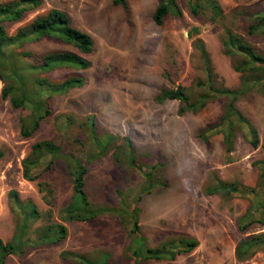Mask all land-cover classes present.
Masks as SVG:
<instances>
[{
    "label": "rangeland",
    "instance_id": "1",
    "mask_svg": "<svg viewBox=\"0 0 264 264\" xmlns=\"http://www.w3.org/2000/svg\"><path fill=\"white\" fill-rule=\"evenodd\" d=\"M126 1L127 8L113 0H42L40 8L21 22L6 24L12 33L36 13L59 8L92 37L94 45L90 53L82 54L90 61L89 68L57 67L41 73L57 82L78 75L86 81L51 96V113L31 136L20 135V117L26 110L13 107L0 95V238L3 242L16 241L18 235L27 239L23 254L8 255L4 264H87L81 256L92 262L88 264L105 260L137 264L129 216L121 219L107 212L88 220L63 217L62 208L73 200L63 159L46 167L47 157L36 169L38 181L47 189L40 190L36 180L23 177L21 160L31 144L42 139L54 140L86 163L85 190L93 205L127 211L137 207L139 233L147 246L175 241L172 259H143L140 264H264V249L248 259L237 257L238 244L264 231V225L255 221L264 197L256 164L264 161V96L251 90L236 101L257 128L259 143L253 147L246 127L235 122L238 131L228 154L217 127L224 98L183 114L178 111L179 100H158L163 89L177 86L195 98L204 92L198 82L207 78L216 87L237 86L240 74L222 50L223 30L230 27L245 33L241 8L264 10V0H218L223 16L217 18L204 0L199 15L191 12L188 0H176L182 14H168L161 25L152 17L159 0ZM197 37L205 53L195 47ZM250 39L264 49L261 38ZM25 47L38 54L76 51L54 37ZM2 86L0 80V92ZM128 156H134L135 162L130 164ZM148 172L159 178L160 186L141 193ZM217 180L255 187L259 196L246 191L223 193L214 189ZM28 204L36 207L37 217L22 233ZM248 210L254 221L240 230L238 218ZM56 222L65 225L66 236L57 242H38L40 233L35 230ZM180 240L196 243L186 250L184 244H177Z\"/></svg>",
    "mask_w": 264,
    "mask_h": 264
},
{
    "label": "trees",
    "instance_id": "2",
    "mask_svg": "<svg viewBox=\"0 0 264 264\" xmlns=\"http://www.w3.org/2000/svg\"><path fill=\"white\" fill-rule=\"evenodd\" d=\"M207 7L213 11L214 17H222L223 11L218 0H204ZM115 5L127 8L126 0H113ZM42 5V0H6L0 2V80L3 82L0 95L8 99L15 108L26 110V114L20 117V135L31 136L41 125L44 118L51 113L49 98L55 94H63L70 89L81 87L85 84L83 75L68 77L60 82L50 80L41 73L49 72L57 67H71L76 69H87L90 61L82 54L90 53L93 50L92 37L76 28L72 24L70 15L59 8H50L43 12L36 13L31 19L23 22L10 33L6 24L21 22L25 16L36 11ZM188 5L194 15L203 11V0H188ZM246 23L245 33L235 31L230 27H224L221 44L223 52L231 57L232 68L240 74L239 84L235 87H216L211 78L205 82H198L204 92L197 97L191 98L183 86L175 89H163L159 101L166 99H177L181 105L179 113L186 111L196 112L203 108L206 103L217 97L224 98V108L217 127L223 132V142L226 153L233 150L235 134L238 128L235 122L247 129L250 135V143L257 147L259 135L255 125L236 106V101L251 90H256L264 96V49L254 46L250 37L258 36L264 43V10H250L241 8L240 12ZM168 14L180 16L181 9L176 0H159L153 12V20L161 25ZM43 37H54L63 43L73 47L74 50H54L38 54L26 49V45ZM194 45L202 53H205L202 40L197 37ZM95 130H92L94 133ZM96 138L95 135H93ZM130 142H128L129 144ZM3 152L0 150V159ZM49 157L46 167L51 161L57 158L63 159L69 170L72 187L73 200L70 201L61 212L65 219L81 218L84 220L93 219L103 213L118 215L121 219L130 217L132 222L131 238L133 245L132 254L140 264L143 259L164 258L172 259L175 256V241L167 240L160 246L150 247L146 245V239L139 233L137 207L131 210H121L115 207L95 206L89 200L85 190V175L87 166L79 156L72 152L64 151L63 147L52 139H42L31 144L29 151L21 160L22 175L25 179L37 181L40 190L47 189L46 184L38 181V173L35 172L43 161ZM130 164L134 163V156H128ZM260 167V185L264 194V161L256 163ZM153 165L151 169L153 170ZM147 179L142 183L141 193L150 191L153 186H160L159 178L152 177V172L145 174ZM223 193L242 192L258 197L255 187H239L238 184L217 180L214 188ZM51 193V190H48ZM246 191V192H245ZM140 196V195H139ZM138 196V197H139ZM259 217L255 221L264 225V197L260 202ZM25 219L22 224V233L28 228V221L37 217V210L34 205H26ZM24 207V208H25ZM258 208V207H257ZM48 213H51L49 209ZM253 212L248 210L239 218L240 230L246 229L253 220ZM43 228L35 230L40 233L38 242H57L66 236L67 229L61 223H49ZM16 241L3 242L0 238V264H4L5 258L10 254H23L26 240L17 236ZM184 244L186 250L194 247L196 241L180 240L177 244ZM264 249V231L246 239L237 246V257L241 260L250 258L257 250ZM71 253L62 252V256ZM73 256V254H72ZM81 259L87 264L91 261ZM106 261V260H105ZM104 264L107 263V261ZM108 264V263H107Z\"/></svg>",
    "mask_w": 264,
    "mask_h": 264
}]
</instances>
